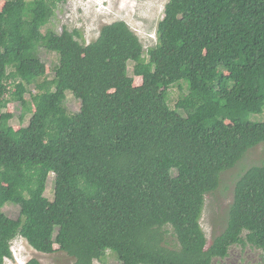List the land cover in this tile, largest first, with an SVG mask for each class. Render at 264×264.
Returning <instances> with one entry per match:
<instances>
[{"label":"trees","instance_id":"1","mask_svg":"<svg viewBox=\"0 0 264 264\" xmlns=\"http://www.w3.org/2000/svg\"><path fill=\"white\" fill-rule=\"evenodd\" d=\"M3 1L0 264L16 237L40 254L57 245L72 264H213L235 245L264 264V163L239 175L210 243L200 224L222 173L264 143V121L250 120L264 114V0H168L146 50L123 21L87 45L77 30L46 28L62 0ZM40 50L58 57L51 79ZM9 103L30 115L17 130Z\"/></svg>","mask_w":264,"mask_h":264},{"label":"rangeland","instance_id":"2","mask_svg":"<svg viewBox=\"0 0 264 264\" xmlns=\"http://www.w3.org/2000/svg\"><path fill=\"white\" fill-rule=\"evenodd\" d=\"M168 0H62L55 11V16L50 28L57 33H61L63 28L77 30L87 45L94 41L102 26L116 21L125 22L129 28L138 36L144 50L156 44V28L158 22L163 17L164 7ZM4 1H0V8ZM45 29V28H44ZM39 57L46 64V76L53 77V67L57 65L58 57L54 53L40 50ZM132 63H128V75L132 78V84L138 87L142 83L140 77L132 74ZM11 90V88H10ZM187 91L186 85L181 83V88L174 85L168 91V104L173 108L176 100ZM30 103V96H24ZM79 101L71 94L67 93L66 108L68 113L74 114L79 110ZM4 112L11 113L13 118L10 125L14 129L25 126L28 122L29 113L23 112L20 105L9 103ZM23 115L22 120L20 115ZM250 120L254 122L264 121V114L251 115ZM264 163V143L250 149L243 159L234 168L222 173L217 191L205 196V206L200 220L201 227L210 243L212 238L222 231L226 211L232 201L234 183L243 172L251 166ZM45 197L48 206L53 199V175H50L46 184ZM2 212L10 219H17L19 209L14 205H6ZM52 254H40L32 250L24 239L16 237L11 242L12 258L5 260L4 264H25L35 259L40 264H72L73 259L58 250L57 245H53ZM94 264H118L112 255H108L103 261H94ZM213 264H263L261 251L249 245H235L229 249L225 259H215Z\"/></svg>","mask_w":264,"mask_h":264}]
</instances>
